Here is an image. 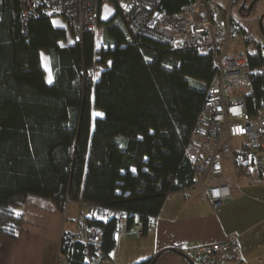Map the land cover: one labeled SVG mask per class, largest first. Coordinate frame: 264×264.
<instances>
[{"label": "trees", "instance_id": "obj_1", "mask_svg": "<svg viewBox=\"0 0 264 264\" xmlns=\"http://www.w3.org/2000/svg\"><path fill=\"white\" fill-rule=\"evenodd\" d=\"M190 1L161 0L158 8L174 13ZM51 19L31 18L23 32L19 0H0V237L17 236L19 208L28 195L51 199L61 210L68 200L81 201L110 209L109 216L92 221L110 253L118 212L125 213L127 227L140 223L144 233L149 217L178 189L177 179L190 168L193 125L216 70L209 52L168 51L129 38L118 11L99 20V47L93 32L82 43L61 44L67 30ZM255 44L244 53L251 114L264 110V49ZM42 50L50 60V83ZM94 61L104 68L91 83L83 71ZM94 111L102 115L93 118ZM59 252L67 264H86L83 242L70 233L61 234Z\"/></svg>", "mask_w": 264, "mask_h": 264}, {"label": "built area", "instance_id": "obj_2", "mask_svg": "<svg viewBox=\"0 0 264 264\" xmlns=\"http://www.w3.org/2000/svg\"><path fill=\"white\" fill-rule=\"evenodd\" d=\"M161 0H19L21 31L31 18L49 15L66 22L72 41L82 43L88 32L98 27L104 3L115 6L129 38L156 42L168 51L196 49L209 52L215 75L206 88V97L193 125L187 144L190 169L197 185L204 189L209 206L216 210L235 196L240 178L253 182L264 181V110L249 113L245 96L252 83L247 59L240 52L227 51L232 33L231 5L221 11L211 0H192L178 11L168 13L158 8ZM234 0H231V4ZM94 61L85 67V77L94 83L99 67ZM102 67V66H101ZM233 178L218 183L203 184L207 176H222L226 167ZM83 255L86 264H115L101 247V232L94 220L111 214L99 204L81 203ZM115 234L133 232L141 236L143 226L135 223L127 227L125 213H117ZM149 217L147 227L154 225ZM181 253L192 264H252L238 251L236 239L225 236L213 243L184 247ZM256 263H261L256 258ZM55 264H67L66 256L58 253Z\"/></svg>", "mask_w": 264, "mask_h": 264}, {"label": "crops", "instance_id": "obj_3", "mask_svg": "<svg viewBox=\"0 0 264 264\" xmlns=\"http://www.w3.org/2000/svg\"><path fill=\"white\" fill-rule=\"evenodd\" d=\"M51 20L54 25L60 26L54 22V18ZM40 58L45 70V80L47 83L49 80L52 82V72L48 73L45 67L47 61L50 67L49 56L42 50ZM232 178L233 172L227 166L222 176H207L203 184L218 183ZM147 184L149 191L155 190V185L149 180ZM177 184L178 189L167 194L159 214L155 216L154 225L139 236L143 239L141 243H134L133 232L117 234L124 239L121 241L116 239L115 246L109 253L115 263L134 264L144 260L150 261L158 252L169 249L158 254L153 264H188L181 252L171 249L182 250L190 245L213 243L230 236L236 239L239 254L244 260L251 258L253 264L254 259L261 257L262 262L254 264H264V250L257 249L264 245L260 244L264 238V230H261V233L247 231L250 226L244 224L239 226L229 218L230 213L222 206L212 210L204 189L197 185V178L190 168L182 171ZM242 184L263 187L264 181L253 182L247 176L240 178L235 196L226 200L223 207L228 201L241 199ZM69 203L78 205L80 210L81 201L69 200L61 210L51 199L28 195L19 208L23 222L17 236L0 237V264H55L63 232L70 233L78 239L83 237L81 214L74 218L70 215L72 212L67 213L66 205Z\"/></svg>", "mask_w": 264, "mask_h": 264}, {"label": "rangeland", "instance_id": "obj_4", "mask_svg": "<svg viewBox=\"0 0 264 264\" xmlns=\"http://www.w3.org/2000/svg\"><path fill=\"white\" fill-rule=\"evenodd\" d=\"M246 1L248 3L251 0H246ZM211 2L213 3L215 9L217 8L220 11L226 6L231 5L230 13L233 19V26H232L233 33H231L232 35L229 38L227 44V51L240 52L241 54L244 55L246 51H249L254 48V46L256 45L255 43H259L264 49V17L262 19L263 31H260L257 21L258 17L264 13V0H258L256 2L253 11H250L249 15L247 16L239 14V8L242 3V0H234L232 4H231V0H211ZM115 11L116 8L113 4L104 3L101 7L100 21L103 22L106 21L109 17H111L115 13ZM53 18L56 24L65 27L67 30V38L64 41H62L61 44L67 45L72 43L71 32L66 22H64L60 18H56V17ZM115 21H120L118 16ZM102 28L103 25L98 24V27L95 31V46L97 47H99L101 44ZM241 29H244L245 32L243 33ZM249 39L250 41H248ZM45 67H46V71L50 73L51 69L49 67L48 61ZM103 68H104L103 66L99 67L98 75L100 74V71ZM101 115L102 113L99 111L93 112V118H96ZM240 189H241V199L237 201H228L225 203L224 207L222 205V208H224L226 212L232 214V215L229 214L230 216L229 218H231V220L233 219L234 222L237 223L239 226L244 224L245 226H250L249 229H247V231L261 233V230H264V186L262 187L258 185L242 184ZM66 206H67L66 207L67 213L72 212L70 215H72L74 218L76 217V215L78 216L81 214V219H82L83 216L82 206L80 207V210H79V206L75 204L69 203ZM132 236H133V241H135L134 243H141L143 241V239H140L139 236L136 234H132ZM115 238L117 240L120 239V241L121 239H124V237L117 234L115 235ZM262 243H264V238L260 244ZM261 246L262 245H260L257 248L258 251L264 250V245L262 247ZM246 260L252 262L251 258ZM254 263H255V259L253 260V264Z\"/></svg>", "mask_w": 264, "mask_h": 264}, {"label": "water", "instance_id": "obj_5", "mask_svg": "<svg viewBox=\"0 0 264 264\" xmlns=\"http://www.w3.org/2000/svg\"><path fill=\"white\" fill-rule=\"evenodd\" d=\"M257 1H258V0H251V1L248 3L246 14H249V13H250L252 7L255 5V3H256ZM245 2H246V0H242V3H241L240 8H239V13L241 12V8H242V6L245 4ZM263 17H264V13L261 14V15L258 17V20H257V21H258V25H259V29H260V31H263V27H262V19H263ZM181 254L185 257V255H184L183 253H181ZM157 255H158V254H156V255H154L153 257H151V259H150V261H149V264H153V263H154V261H155ZM185 258H186V257H185ZM186 259H187V258H186ZM187 261H188V264H192L191 261H190L189 259H187Z\"/></svg>", "mask_w": 264, "mask_h": 264}, {"label": "flooded vegetation", "instance_id": "obj_6", "mask_svg": "<svg viewBox=\"0 0 264 264\" xmlns=\"http://www.w3.org/2000/svg\"><path fill=\"white\" fill-rule=\"evenodd\" d=\"M249 2H250V1H249ZM249 2H248V3H249ZM248 3H247V1H246L245 4L242 6V8H241V12L239 13L240 15H245V16L249 15V14H246Z\"/></svg>", "mask_w": 264, "mask_h": 264}, {"label": "snow or ice", "instance_id": "obj_7", "mask_svg": "<svg viewBox=\"0 0 264 264\" xmlns=\"http://www.w3.org/2000/svg\"><path fill=\"white\" fill-rule=\"evenodd\" d=\"M51 81L49 80V83H50Z\"/></svg>", "mask_w": 264, "mask_h": 264}]
</instances>
